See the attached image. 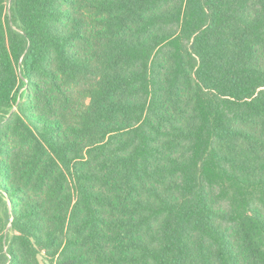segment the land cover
Returning <instances> with one entry per match:
<instances>
[{"label":"trees","instance_id":"16d2710c","mask_svg":"<svg viewBox=\"0 0 264 264\" xmlns=\"http://www.w3.org/2000/svg\"><path fill=\"white\" fill-rule=\"evenodd\" d=\"M0 264H264V0H0Z\"/></svg>","mask_w":264,"mask_h":264},{"label":"rangeland","instance_id":"374dc122","mask_svg":"<svg viewBox=\"0 0 264 264\" xmlns=\"http://www.w3.org/2000/svg\"><path fill=\"white\" fill-rule=\"evenodd\" d=\"M21 92H22V90H20V92H19V95H18V98H17V102H19L21 100Z\"/></svg>","mask_w":264,"mask_h":264}]
</instances>
